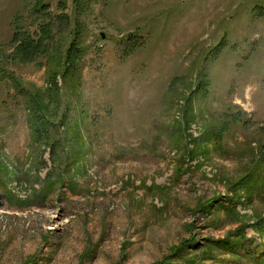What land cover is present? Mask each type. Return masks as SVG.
Here are the masks:
<instances>
[{
    "label": "rangeland",
    "instance_id": "obj_1",
    "mask_svg": "<svg viewBox=\"0 0 264 264\" xmlns=\"http://www.w3.org/2000/svg\"><path fill=\"white\" fill-rule=\"evenodd\" d=\"M0 264H264V0H0Z\"/></svg>",
    "mask_w": 264,
    "mask_h": 264
},
{
    "label": "trees",
    "instance_id": "obj_2",
    "mask_svg": "<svg viewBox=\"0 0 264 264\" xmlns=\"http://www.w3.org/2000/svg\"><path fill=\"white\" fill-rule=\"evenodd\" d=\"M19 35V34H18ZM18 35H16V38L15 39H17L19 36ZM40 42H41V40H40ZM37 45V44H36Z\"/></svg>",
    "mask_w": 264,
    "mask_h": 264
},
{
    "label": "water",
    "instance_id": "obj_3",
    "mask_svg": "<svg viewBox=\"0 0 264 264\" xmlns=\"http://www.w3.org/2000/svg\"><path fill=\"white\" fill-rule=\"evenodd\" d=\"M102 36H104V34H102Z\"/></svg>",
    "mask_w": 264,
    "mask_h": 264
}]
</instances>
